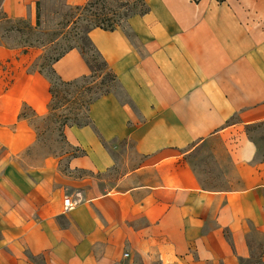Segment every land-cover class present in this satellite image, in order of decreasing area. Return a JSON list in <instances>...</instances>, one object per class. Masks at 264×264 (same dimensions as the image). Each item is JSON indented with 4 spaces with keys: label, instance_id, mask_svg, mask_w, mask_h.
I'll use <instances>...</instances> for the list:
<instances>
[{
    "label": "crops",
    "instance_id": "obj_1",
    "mask_svg": "<svg viewBox=\"0 0 264 264\" xmlns=\"http://www.w3.org/2000/svg\"><path fill=\"white\" fill-rule=\"evenodd\" d=\"M144 2L124 26L89 31L120 91L65 129L78 153L64 170L24 157L36 131L23 109L47 113L49 82L30 61L8 76L0 46V264H264V161L245 133L264 122V0ZM53 68L90 71L77 48ZM202 146L236 184L202 185L187 158ZM65 196L78 201L69 211Z\"/></svg>",
    "mask_w": 264,
    "mask_h": 264
},
{
    "label": "rangeland",
    "instance_id": "obj_2",
    "mask_svg": "<svg viewBox=\"0 0 264 264\" xmlns=\"http://www.w3.org/2000/svg\"><path fill=\"white\" fill-rule=\"evenodd\" d=\"M146 7L144 0H84L76 4L67 0H34L32 9H27L23 16L13 17L4 11L13 20L11 24H0V36H5L3 40L8 43L3 47L9 49L4 63L8 76L29 61L26 71H40L44 76L54 59L71 47L83 49L95 69L91 78L67 87L58 86L53 108H49L50 94L44 116L36 117L30 108L24 107L23 114L36 131L35 144L24 154L29 163L55 156L64 170L66 160L78 153L66 138L65 129L86 122L91 99L106 91H120L116 79L93 53L87 31L95 24L106 25L107 22L96 21L102 17L111 18L115 27L124 26L128 17L143 13ZM10 25L13 30L7 31ZM245 133L256 145V160L264 161V122L252 124ZM220 155L207 146L188 155L204 187L216 189L236 184L228 161Z\"/></svg>",
    "mask_w": 264,
    "mask_h": 264
},
{
    "label": "trees",
    "instance_id": "obj_3",
    "mask_svg": "<svg viewBox=\"0 0 264 264\" xmlns=\"http://www.w3.org/2000/svg\"><path fill=\"white\" fill-rule=\"evenodd\" d=\"M194 1H198V0H194ZM2 2L3 0H0V24H3V23H8V24H11L13 22L12 18L9 17L5 12L4 10L2 9ZM91 3V2H90ZM89 4V3H88ZM147 10V7L146 9L143 11V13ZM129 18V17H128ZM97 22H104L106 23V25H101V24H95L93 25L88 31H87V37H88V40H89V43H90V46H91V49L93 51V53L95 54L96 57H99L102 61V64L106 67V69H108V71H110L111 75L113 78L116 79L115 75L112 73V71L110 70V68L108 67L106 61L101 57L100 53L98 52V50L94 47V45L92 44L90 38H89V31L95 27H100V28H103V29H106V30H113L115 29L116 27L118 26H114L112 23H113V20L109 17H102V18H99L98 20H96ZM7 31L9 30H13V27L12 25H10L7 29ZM5 38V36L1 35L0 36V46H5L7 45L8 43L5 42L3 39ZM72 48H75V47H71L70 49ZM80 53L82 54V56L84 57V59L86 60L88 66H89V73L86 74V75H83L79 78H76V79H73V80H63L57 73L56 71L54 70L53 68V64L50 66V70L49 72H46L44 73V76L46 77V79L48 80L49 82V92L51 94V103L49 105V108L50 110L53 108L52 107V103L54 102V99H56L57 97V94H58V86H70V85H73V84H76L77 82L81 81V80H85V79H88V78H91L93 76V73L95 72V69H94V66L91 64V62L89 61V59L87 58V56L85 55V52L83 51V49H79L77 48ZM69 50V49H68ZM67 50V51H68ZM65 53V52H64ZM63 53V54H64ZM62 54V55H63ZM62 55H60L59 57H61ZM59 57L55 58L53 63L59 59ZM40 72V71H39ZM109 91H106L104 93H101L100 95L102 94H105V93H108ZM100 95L94 97L93 99H91V101L89 102L88 104V107L89 105L92 103V101H94L97 97H99ZM88 107H87V120L86 122H84L83 124H80L78 126H81V125H86L90 122L89 120V116H88ZM23 114V113H22ZM260 123V122H258ZM253 124H256V123H253ZM252 124H248L245 126V129H247L249 126H251Z\"/></svg>",
    "mask_w": 264,
    "mask_h": 264
},
{
    "label": "built area",
    "instance_id": "obj_4",
    "mask_svg": "<svg viewBox=\"0 0 264 264\" xmlns=\"http://www.w3.org/2000/svg\"><path fill=\"white\" fill-rule=\"evenodd\" d=\"M77 202H78L77 200L72 199L69 196H65L64 199H63L64 210L65 211L71 210L77 204ZM125 255H127V254H125Z\"/></svg>",
    "mask_w": 264,
    "mask_h": 264
}]
</instances>
